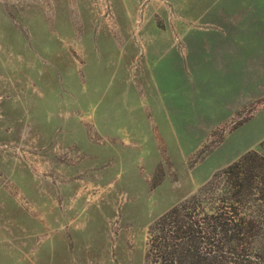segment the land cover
Masks as SVG:
<instances>
[{"label": "rangeland", "instance_id": "1", "mask_svg": "<svg viewBox=\"0 0 264 264\" xmlns=\"http://www.w3.org/2000/svg\"><path fill=\"white\" fill-rule=\"evenodd\" d=\"M226 1L0 0V264H146L152 221L259 148L264 39L248 82L239 56L231 91L208 76L216 29L263 35V0ZM153 42L189 74L169 81L172 99L189 89L175 119L150 70L160 48L143 60Z\"/></svg>", "mask_w": 264, "mask_h": 264}, {"label": "trees", "instance_id": "2", "mask_svg": "<svg viewBox=\"0 0 264 264\" xmlns=\"http://www.w3.org/2000/svg\"><path fill=\"white\" fill-rule=\"evenodd\" d=\"M146 264H264V139L152 221Z\"/></svg>", "mask_w": 264, "mask_h": 264}, {"label": "crops", "instance_id": "3", "mask_svg": "<svg viewBox=\"0 0 264 264\" xmlns=\"http://www.w3.org/2000/svg\"><path fill=\"white\" fill-rule=\"evenodd\" d=\"M222 3H227L226 0H224L223 2H215V5L212 7V8H208L209 10H207V13H209L210 11H212V9H215V8H218V6ZM259 6V5H258ZM257 6V7H258ZM256 11L258 10L261 14V19H260V23H261V32L264 31V0H263V5L261 8H255ZM207 13H204V14H207ZM254 25V24H252ZM252 28V26L250 27ZM248 29V28H247ZM257 28H252L251 29V32L252 34L254 35L253 33V30ZM141 31H138L137 30V33H139ZM264 33V32H263ZM252 34H248V32H246L243 29L241 30H236V28H232V29H229L228 32L226 33V35L222 32L221 29H216V31L214 32V38L215 40H217V46H218V54L221 55L220 58L218 59V61H220L221 63V66L220 67H216L215 66V72H214V75H211L209 74L208 71H205L203 70V72H206L205 73V76L208 72L209 76L208 77H216V80L218 79L219 81H223L221 79H224V83H221V86H220V89L219 90H216V94L218 95L220 93V90L222 88H226L228 90L231 91L232 87H237V83H234L236 80H237V72H236V67L234 66L236 63L234 62V59L236 57L239 56V58L241 59L242 63H243V59H247L249 60L250 62L248 63H245V65H243L241 68L243 69V73L240 74V76H243L244 77V82H248L247 79L249 78V76L251 77L252 75H250V65L252 63V56L254 55V47L252 48L253 45H259V40L260 39H264V34L262 35V33H256V36H252ZM260 34V36H259ZM198 35H202V33H198ZM141 36V35H140ZM258 39V40H256ZM252 40H256V42H252ZM241 41V43H240ZM155 44V45H154ZM251 44V45H249ZM159 47L157 43L153 42V43H150V46H149V43H145V48H146V53H145V56L143 58V60L146 62H148V56H149V53L147 51V49L149 47ZM227 46H235L237 47V49H235L233 52L232 50L228 51L227 49L223 52V49L226 48ZM250 46V47H249ZM160 54L159 56L155 57L153 60L151 59V72L155 74L156 76V86H158V95L162 98L163 100V104L165 105V108L167 110V112L169 113L168 114V117L170 118V115L173 119H175V113L174 111L176 112L175 108L171 106V104L174 102V101H177V102H181L182 104V110H186V112L189 111V108L190 107H187L186 109V105L185 102L188 100L187 99V95L186 93L189 92V89L186 90L184 89V84H185V80L181 78V83L180 81L178 82V87L182 86V89L178 88L177 87V92L179 94V96L177 98H170V91H171V88H170V84H169V81H171V77L173 74H176L178 72H183L184 75L186 77H189V74L188 72H185V65L183 62V60L181 59L182 58V55L181 53H179L178 51L174 50L173 47H172V43L169 44L168 46H160ZM240 48V49H239ZM241 55V57H240ZM191 56H193V54H191ZM165 58L169 59V63L165 62L164 63V60ZM187 58V56H186ZM194 58V57H193ZM157 60H161V64L158 65L157 63ZM187 61H188V58H187ZM192 61V60H191ZM173 64H176V68H178V70H174L171 66H173ZM223 64V65H222ZM193 70L195 69L194 67H192ZM182 70V71H181ZM196 71V70H195ZM231 75L235 76L236 75V78H235V81L232 82L234 83L233 85H229L227 83V81L229 80V78L231 77ZM201 76V75H200ZM204 78V77H203ZM232 81V79H231ZM188 82L190 81H187V84ZM175 85V84H174ZM227 85H228V88H227ZM248 86V84H246ZM189 87V85H188ZM237 89V88H236ZM176 91V90H175ZM237 92V90H236ZM166 95H169V99H165ZM183 96V98H182ZM189 96V95H188ZM233 99V96H230V97H226V99H224V103L226 102L227 104H224L222 107L220 104L219 106H217V112L218 113H224V112H227L230 108V106L235 103V101H233V103L231 104V101ZM219 100V99H218ZM220 101V100H219ZM201 107V109H204L202 106H199ZM232 107V106H231ZM178 109V108H177ZM200 109V108H199ZM198 109V110H199ZM212 115V114H211ZM214 118V116L212 115L210 117V119Z\"/></svg>", "mask_w": 264, "mask_h": 264}]
</instances>
